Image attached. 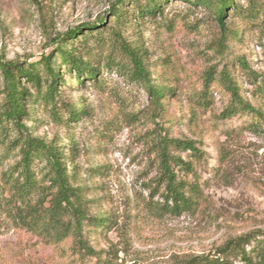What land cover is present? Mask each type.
<instances>
[{
    "label": "rangeland",
    "instance_id": "obj_1",
    "mask_svg": "<svg viewBox=\"0 0 264 264\" xmlns=\"http://www.w3.org/2000/svg\"><path fill=\"white\" fill-rule=\"evenodd\" d=\"M235 3L243 10L248 5L247 0ZM114 4L0 0V59L26 65L51 56L58 69L59 41L80 28L82 34L72 40V48L98 71L95 82L83 79L78 85L59 70L58 111L66 119L67 108H83L76 122L56 124L48 108L32 101L21 122L29 136L55 142L68 155L85 187L90 214L112 216L110 231L90 232L85 238L94 248L117 255V264H173L208 254L242 234L264 231V133L244 128L246 115L218 119L228 95L216 82L222 72H229L242 96L264 108V99L253 93V76L264 79V4L256 20L245 18V10L227 11L224 29L210 7L192 0H167L153 15L139 14L148 0H124L117 6V21L110 12ZM102 19L105 24L99 31H85ZM120 37L145 53L152 81H173L175 76L177 85L166 98L163 115L158 116L142 84L124 70L129 63L118 48ZM207 79L215 81L209 82L211 105L200 110L195 100ZM2 88L0 75V176L18 160L17 151L8 148L18 131L1 117ZM153 135L193 141L205 153L204 161L195 166L204 194L196 211L170 216L144 209L145 185L157 174L150 148ZM223 152L227 156L219 162ZM95 167H103V173H92ZM69 246L42 244L0 221V264H82L71 262Z\"/></svg>",
    "mask_w": 264,
    "mask_h": 264
},
{
    "label": "trees",
    "instance_id": "obj_2",
    "mask_svg": "<svg viewBox=\"0 0 264 264\" xmlns=\"http://www.w3.org/2000/svg\"><path fill=\"white\" fill-rule=\"evenodd\" d=\"M111 6L112 18L117 21L120 11L117 6L124 0H114ZM135 2V0H130ZM167 0H148L144 12L155 14L161 3ZM190 1V0H187ZM245 18L256 20L262 12L264 0H247ZM194 5L210 7L219 27L224 29L223 19L229 10L243 12L237 7L235 0H192ZM103 19L85 29L89 34L99 31ZM236 34V31L233 32ZM80 28L74 29L66 41L57 45L58 69L53 67L51 56L34 64L6 62L0 59V75L2 78V94L4 97L1 117L2 121L18 131L10 138L8 148L17 151L18 160L0 176V221L12 229L23 230L48 246L70 243L71 262L91 264H117V255L111 251L94 248L85 238L87 233L110 231L114 222L107 213L93 215L89 211V200L85 187L81 184L77 170L68 160L59 144L34 138L24 132L22 119L27 116V105L41 103L49 109L51 120L56 124L76 122L83 108L69 107L65 110L66 119H62L58 111L57 86L61 81L59 70L74 78L78 85L83 79L96 81L97 69L72 48V40L81 35ZM68 42L69 48L62 44ZM118 48L128 60L129 77L142 84L148 99L157 109L158 116L165 113L163 106L166 98L174 94L177 80L161 77L152 81L145 68V53L133 48L119 38ZM239 64L246 69L245 61ZM41 67V70L39 69ZM109 67V60L105 68ZM42 71V72H41ZM173 82V84H172ZM213 79H207V85L200 93L195 104L200 110L211 105L209 90ZM227 93L228 100L218 115V119L226 121L237 116L247 117V125L253 132L264 133V108L253 106L245 99L229 72H222L216 80ZM254 94L264 99V79L257 81L253 76ZM229 131H224L228 136ZM151 153L156 164L157 174L146 185L148 201L144 209L158 215L180 216L196 211L204 201V194L199 186V177L195 171L196 164L204 161L205 153L196 148L190 140L171 139L167 136L151 137ZM185 154V159L182 155ZM219 155V162H224L226 153ZM103 167H95L92 173L101 175ZM158 201L154 202V198ZM173 264H264V231L261 229L242 234L225 241L212 252L191 256Z\"/></svg>",
    "mask_w": 264,
    "mask_h": 264
}]
</instances>
